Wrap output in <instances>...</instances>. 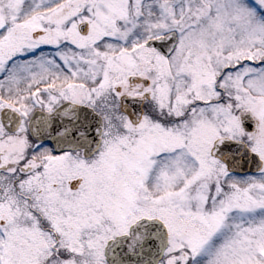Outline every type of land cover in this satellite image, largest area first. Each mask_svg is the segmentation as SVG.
<instances>
[{"label":"snow or ice","instance_id":"obj_1","mask_svg":"<svg viewBox=\"0 0 264 264\" xmlns=\"http://www.w3.org/2000/svg\"><path fill=\"white\" fill-rule=\"evenodd\" d=\"M0 264H264V0H0Z\"/></svg>","mask_w":264,"mask_h":264}]
</instances>
